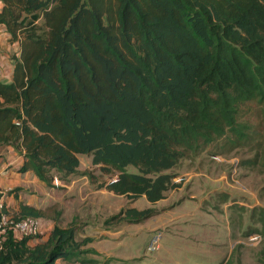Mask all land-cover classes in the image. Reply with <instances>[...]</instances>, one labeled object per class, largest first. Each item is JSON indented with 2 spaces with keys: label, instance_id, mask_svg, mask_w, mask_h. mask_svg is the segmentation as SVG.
<instances>
[{
  "label": "trees",
  "instance_id": "16d2710c",
  "mask_svg": "<svg viewBox=\"0 0 264 264\" xmlns=\"http://www.w3.org/2000/svg\"><path fill=\"white\" fill-rule=\"evenodd\" d=\"M0 26L17 44L0 82V158L18 151V173L49 185L89 174L87 156L116 176L98 187L155 204L187 152L256 139L238 117L264 107V0H0ZM124 212L137 223L154 211ZM0 213L53 222L45 239L3 228L0 264H107L84 255L93 238L62 226L57 205Z\"/></svg>",
  "mask_w": 264,
  "mask_h": 264
},
{
  "label": "rangeland",
  "instance_id": "374dc122",
  "mask_svg": "<svg viewBox=\"0 0 264 264\" xmlns=\"http://www.w3.org/2000/svg\"><path fill=\"white\" fill-rule=\"evenodd\" d=\"M238 121L251 125L256 139H220L187 152L168 171L174 186L155 204L104 193L98 184L113 176L81 156L90 188L63 201L61 225L75 223L82 237H93L86 248L97 254L84 255L107 264H264V107L243 105ZM127 207L154 212L134 223L123 220ZM112 215L118 218L106 224ZM156 236L158 247L149 251Z\"/></svg>",
  "mask_w": 264,
  "mask_h": 264
},
{
  "label": "crops",
  "instance_id": "0c3cea01",
  "mask_svg": "<svg viewBox=\"0 0 264 264\" xmlns=\"http://www.w3.org/2000/svg\"><path fill=\"white\" fill-rule=\"evenodd\" d=\"M7 39L8 35L4 31V28L0 26V82L6 83L10 82L12 77L10 57L13 53L17 52V44H10ZM79 159V171H82L81 156H79ZM20 164L21 156L18 151L9 147L3 151L2 158H0V202L5 204L6 208L15 209L19 200L24 201L26 204L34 206L38 209L45 208L50 205H58L57 207L61 209V218L65 208L63 201L68 199L70 196H75L73 194L76 192L79 193L86 188H90V185L88 184L89 180L84 173L75 176H68L67 180H58L56 179L57 177H55L54 179H56V181L52 180L49 185H46L44 182L38 180L31 171L23 173L16 172L15 170ZM93 166L96 167L95 165ZM109 180H111V178ZM8 190L14 191L9 194H5L4 191ZM97 191L103 192L98 189ZM104 193L114 194L106 189H104ZM44 221L46 223H39L41 229L39 232L41 239H45L49 230L53 226V222L51 220L45 219ZM64 225L65 224L62 226ZM78 231L79 235L82 236L79 229ZM95 250L97 251L96 248Z\"/></svg>",
  "mask_w": 264,
  "mask_h": 264
},
{
  "label": "built area",
  "instance_id": "2783aa9c",
  "mask_svg": "<svg viewBox=\"0 0 264 264\" xmlns=\"http://www.w3.org/2000/svg\"><path fill=\"white\" fill-rule=\"evenodd\" d=\"M116 179V176L111 177V180ZM53 181L56 179L53 178ZM1 207V202H0ZM3 228L9 229L14 236H35L40 232V226L37 219L26 218L21 220H13L9 218L6 214L0 213V235ZM156 239V240H154ZM158 247V236L153 238L148 245V250L153 251Z\"/></svg>",
  "mask_w": 264,
  "mask_h": 264
}]
</instances>
